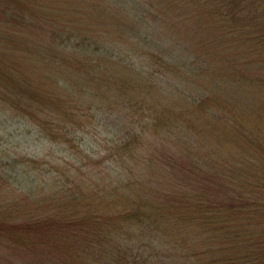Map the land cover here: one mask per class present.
Masks as SVG:
<instances>
[{
	"label": "trees",
	"instance_id": "trees-1",
	"mask_svg": "<svg viewBox=\"0 0 264 264\" xmlns=\"http://www.w3.org/2000/svg\"><path fill=\"white\" fill-rule=\"evenodd\" d=\"M0 110L71 154L0 156V264H264V0H0Z\"/></svg>",
	"mask_w": 264,
	"mask_h": 264
},
{
	"label": "rangeland",
	"instance_id": "rangeland-1",
	"mask_svg": "<svg viewBox=\"0 0 264 264\" xmlns=\"http://www.w3.org/2000/svg\"><path fill=\"white\" fill-rule=\"evenodd\" d=\"M196 29L194 27V31ZM196 39L197 38H195V40ZM192 43L196 46V41ZM196 48L198 47L196 46ZM248 56L250 59L253 57L250 53ZM102 120L103 119H100V121L96 120L92 125L86 126L85 128L87 130L83 131V135H78L76 139L81 141L82 147L91 150L102 146L107 131L110 134L108 130L109 125L107 126ZM80 136L81 139H79ZM1 153L3 154L1 155ZM6 155L17 156L15 158L16 160H20V162H22L20 157L24 155L32 158H47L57 161H64V158L69 159L71 157V154L64 146L55 144L44 138L34 125L25 122L23 119L9 112L0 110V156ZM21 164L22 163H17V165ZM25 258L30 259L29 256ZM15 261L20 264L25 261V259L23 256L18 255ZM47 264L51 263L47 262Z\"/></svg>",
	"mask_w": 264,
	"mask_h": 264
}]
</instances>
